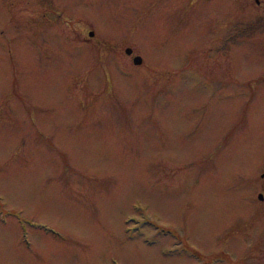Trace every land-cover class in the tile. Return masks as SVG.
Here are the masks:
<instances>
[{
    "label": "rangeland",
    "instance_id": "rangeland-1",
    "mask_svg": "<svg viewBox=\"0 0 264 264\" xmlns=\"http://www.w3.org/2000/svg\"><path fill=\"white\" fill-rule=\"evenodd\" d=\"M8 1L0 264H264V0Z\"/></svg>",
    "mask_w": 264,
    "mask_h": 264
},
{
    "label": "water",
    "instance_id": "water-1",
    "mask_svg": "<svg viewBox=\"0 0 264 264\" xmlns=\"http://www.w3.org/2000/svg\"><path fill=\"white\" fill-rule=\"evenodd\" d=\"M90 34L93 35L94 34V31H91ZM126 51H127V53H130L131 54L133 52V48L132 47H127ZM134 62L136 64H141L143 62V57L141 55H136L134 57ZM260 197H261V199H263L264 198V195L261 193L260 194Z\"/></svg>",
    "mask_w": 264,
    "mask_h": 264
},
{
    "label": "flooded vegetation",
    "instance_id": "flooded-vegetation-1",
    "mask_svg": "<svg viewBox=\"0 0 264 264\" xmlns=\"http://www.w3.org/2000/svg\"><path fill=\"white\" fill-rule=\"evenodd\" d=\"M257 1L260 2V0H257ZM0 6L2 7L1 9H6L7 10V8L9 7V1L8 0H0ZM3 31H4V29H3Z\"/></svg>",
    "mask_w": 264,
    "mask_h": 264
}]
</instances>
